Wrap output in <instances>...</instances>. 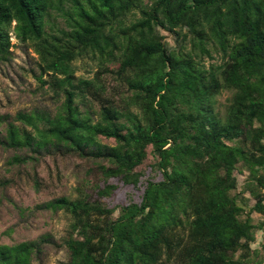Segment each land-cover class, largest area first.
I'll list each match as a JSON object with an SVG mask.
<instances>
[{"label": "trees", "instance_id": "trees-1", "mask_svg": "<svg viewBox=\"0 0 264 264\" xmlns=\"http://www.w3.org/2000/svg\"><path fill=\"white\" fill-rule=\"evenodd\" d=\"M10 32L37 54L55 111L0 114L6 163L92 165L74 196L35 206L69 216L61 242L47 231L0 243V264H33L46 245L64 246L67 264H264V244L252 246L264 228V0H0L5 60ZM80 58L93 77L75 75ZM118 183L139 199L112 205Z\"/></svg>", "mask_w": 264, "mask_h": 264}, {"label": "rangeland", "instance_id": "rangeland-1", "mask_svg": "<svg viewBox=\"0 0 264 264\" xmlns=\"http://www.w3.org/2000/svg\"><path fill=\"white\" fill-rule=\"evenodd\" d=\"M165 40L169 46L174 45L171 35L166 36ZM10 41L9 57L6 60L0 57V114L14 115L18 110L32 106L49 108L54 112L53 94L43 93L33 74L38 69L37 54L29 43L20 42L12 32H10ZM73 65L77 76L91 78L97 70L95 62L88 58L76 59ZM229 95L230 92L224 91L217 97L218 108L223 109ZM101 141L112 144L111 140ZM18 152L22 154L25 151ZM13 153V150L0 146V179L10 182L7 188L0 189V243L34 238L47 231L60 243L66 233L69 216L62 210L51 213L36 209L35 206L62 194L74 196L75 187L81 182L85 167H90L92 164L73 154H50L38 155L37 159L40 160L35 161L34 164L8 165L6 160ZM147 165V163L143 164L142 169L150 174ZM235 175L240 189L247 171L236 170ZM35 178L39 180V189L33 185ZM141 193V188L118 183V191L107 200L112 205L123 203L131 199H139ZM243 195L248 197L247 193ZM248 203L252 204L253 200L249 199ZM21 209H24L23 215ZM252 216L255 220L263 218L256 212H253ZM7 229H11L9 235L4 234ZM262 244H264V228L257 231L256 241L252 246L260 248ZM33 264H67L66 249L64 246L46 245L40 257L34 258Z\"/></svg>", "mask_w": 264, "mask_h": 264}]
</instances>
